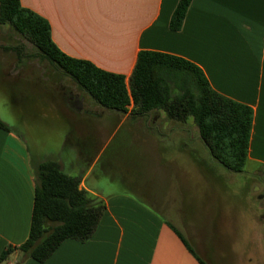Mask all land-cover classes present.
Masks as SVG:
<instances>
[{
    "label": "crops",
    "instance_id": "crops-1",
    "mask_svg": "<svg viewBox=\"0 0 264 264\" xmlns=\"http://www.w3.org/2000/svg\"><path fill=\"white\" fill-rule=\"evenodd\" d=\"M19 1L48 21L62 53L121 74L126 84L141 50L197 65L214 91L251 107L246 164L264 168V0H190L176 31L169 20L179 0ZM71 92L77 107L49 94L56 103L22 107V131L0 127V253L28 236L33 169L42 161H56L104 203L99 223L86 241L66 239L43 262L15 251L3 264H200L174 229L209 264L201 234L182 206L186 188L202 199L201 188L210 191L216 173L202 168L213 158L208 151L202 160L203 142L192 120L170 119L162 109L140 112L132 101L124 110L111 109L81 88ZM37 120L52 123L58 134L50 152L31 138L28 129ZM121 129L122 143L134 146L133 162L143 168L147 162L145 171H119Z\"/></svg>",
    "mask_w": 264,
    "mask_h": 264
},
{
    "label": "trees",
    "instance_id": "trees-1",
    "mask_svg": "<svg viewBox=\"0 0 264 264\" xmlns=\"http://www.w3.org/2000/svg\"><path fill=\"white\" fill-rule=\"evenodd\" d=\"M189 2H177L169 20L171 30L180 29ZM0 24H9L32 44L34 52L30 56H38L70 77L99 104L124 110L132 101L140 112L162 109L170 119L180 122L190 119L214 160L232 172H240L246 164L251 107L214 91L192 62L164 52L141 50L126 84L121 74L62 53L51 40L48 21L23 7L19 0H0ZM0 127L6 129L2 121ZM33 173L28 236L19 246H7L0 253V264L15 251L23 258L43 262L66 239L86 241L104 210V203L79 188L78 178L64 173L56 161L40 162ZM174 231L198 262L207 264L184 236L177 229Z\"/></svg>",
    "mask_w": 264,
    "mask_h": 264
},
{
    "label": "rangeland",
    "instance_id": "rangeland-1",
    "mask_svg": "<svg viewBox=\"0 0 264 264\" xmlns=\"http://www.w3.org/2000/svg\"><path fill=\"white\" fill-rule=\"evenodd\" d=\"M33 52L32 44L24 36L9 24H0V121L16 133L22 131L18 122L22 107L56 103V98L49 94L64 100L60 97L61 90L79 88L45 60L30 56ZM44 121L37 120L28 130L47 153L59 143L57 132L52 131L54 125ZM116 138H124V129ZM117 148L121 155L119 171L126 174L148 168L147 162L143 163L144 168L133 162L134 146L121 140ZM201 153L202 160L203 155L209 158L204 143ZM206 162L203 161V169L216 170L209 184L210 191L201 188L200 199L199 193L186 188L182 202L185 216L201 234L204 259L209 264H264V168L245 164L240 172H232L213 159ZM149 183L152 184L150 180ZM179 196L177 191L170 192L176 201Z\"/></svg>",
    "mask_w": 264,
    "mask_h": 264
},
{
    "label": "flooded vegetation",
    "instance_id": "flooded-vegetation-1",
    "mask_svg": "<svg viewBox=\"0 0 264 264\" xmlns=\"http://www.w3.org/2000/svg\"><path fill=\"white\" fill-rule=\"evenodd\" d=\"M64 101L71 104L73 107H77V97L70 90L60 91Z\"/></svg>",
    "mask_w": 264,
    "mask_h": 264
},
{
    "label": "water",
    "instance_id": "water-1",
    "mask_svg": "<svg viewBox=\"0 0 264 264\" xmlns=\"http://www.w3.org/2000/svg\"><path fill=\"white\" fill-rule=\"evenodd\" d=\"M80 101V100H79Z\"/></svg>",
    "mask_w": 264,
    "mask_h": 264
}]
</instances>
